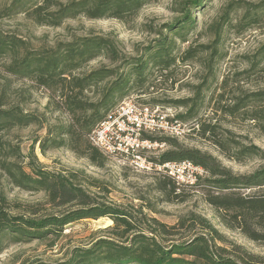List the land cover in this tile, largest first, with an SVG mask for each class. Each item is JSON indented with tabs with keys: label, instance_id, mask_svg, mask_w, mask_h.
Wrapping results in <instances>:
<instances>
[{
	"label": "rangeland",
	"instance_id": "obj_1",
	"mask_svg": "<svg viewBox=\"0 0 264 264\" xmlns=\"http://www.w3.org/2000/svg\"><path fill=\"white\" fill-rule=\"evenodd\" d=\"M43 1L0 0V35L22 40L27 50L35 53L51 52L85 38L101 37L110 41L118 53L116 60L103 55L74 71L75 76L81 77L100 68L114 70L112 78L83 92L84 102L95 103L114 79L128 71L130 60L144 56L146 47L160 39L161 34L167 37L164 26L181 18L178 10L183 0H149L135 15L122 19H88L79 15L63 20L58 26L37 23L34 11ZM73 1L80 0H49L42 15L55 13L59 8L57 4L63 7ZM262 1L206 0L204 8L191 13L194 25L188 30L186 41L183 43L173 37L175 63L166 71L159 67L148 68L144 82L140 86L130 83L125 95L116 103V109L125 104L148 107L164 121L176 122L173 129L164 133L144 135L170 139L176 148L155 143L148 148H135L126 155L102 153L105 156L102 167L92 165L86 157L67 148L40 150V141L47 131L67 124L70 116L65 113L58 94L41 86L34 78L14 76L9 70L11 57L0 56L4 108L16 107L40 120L37 126L4 132L1 139L18 146L25 157H34L40 167L72 177L73 183L83 188L96 203L130 214L135 227L121 239L114 234H121L123 230L112 231L113 223L109 218L79 220L65 226L58 237L7 244L0 253V264L62 262L73 250L87 249L99 240L123 242L133 233L150 234L157 227L152 220L165 227L166 233L158 237L164 246L200 236L223 257L241 264H264V223L257 225L256 221L249 220L247 231L242 223L233 220L232 212L217 211L210 206L207 194L217 192L206 183L205 170L193 184L186 179L179 182L176 197L167 199L157 191L155 183L161 181L165 173L143 169L139 161L157 158L168 150L182 149L211 157L234 176L250 175L264 167V159L260 157L239 155L241 148L249 146L264 152V117L254 119V114H264V104L248 98L264 91V59H261L264 56V14L261 19H252L254 10L248 7ZM230 4L232 11L226 16ZM187 50L194 54L190 60L184 59ZM238 101L244 102L245 108L228 115V108ZM188 111L186 119L177 118ZM230 192L236 198L264 197V188ZM0 207L31 219L71 209L70 206L55 209L47 204L43 193L15 188L1 171Z\"/></svg>",
	"mask_w": 264,
	"mask_h": 264
},
{
	"label": "trees",
	"instance_id": "obj_2",
	"mask_svg": "<svg viewBox=\"0 0 264 264\" xmlns=\"http://www.w3.org/2000/svg\"><path fill=\"white\" fill-rule=\"evenodd\" d=\"M148 1H73L63 7L57 4L58 10L53 14H45L46 17H44L42 14L49 3V0H44L42 5L35 9L34 15L37 23L50 26H58L63 20L79 15L88 19L118 20L124 16L135 15ZM205 2L206 0L180 2L178 12L181 18L164 26L168 33L167 37L161 34L160 39L146 47L144 56L130 60L128 71L114 79L95 103L84 102L83 92L86 89L97 88L101 83L112 78L115 74L114 70L100 68L81 77L75 76L74 71L103 55L110 60H116L118 53L110 41L101 37L85 38L78 42L64 44L62 48L58 47L51 52L35 53L27 50L22 40L0 35V56L11 57L10 72L19 78H34L41 86L58 94L65 113L70 116V122L67 124L54 126L47 131L46 137L42 139V142L40 141V150L45 152L47 149L67 148L79 156L86 157L92 165L102 167L105 156L91 145L90 134L111 116L116 109L117 101L125 95L130 83L140 86L147 78L148 68L159 67V70L166 71L175 63L174 38L183 43L186 41V34L194 25L191 13L204 8ZM248 7L254 10L252 19L259 17L261 19V15L264 14V1ZM227 9L226 16L232 11L231 4ZM191 52V50L185 52V60L194 57ZM261 59H264V56ZM3 89L0 90V171L15 188L30 193H43L47 204L55 209L68 206L71 209L65 210L62 214L31 219L24 215H13L0 207V253L7 244L30 243L49 236L58 237L65 226L83 219L109 218L113 223L112 231L123 230L121 234H114L121 239L131 233L135 227L130 214L96 203L83 188L73 183L72 177L68 178L40 167L34 157H25L18 146L1 139L4 132L14 128H27L40 124L38 117L33 114H24L16 107L4 108L5 91ZM248 98L264 104V91L256 92ZM183 103L187 104V102ZM183 103L180 102V104ZM244 108L245 103L238 101L232 108H228L226 113L230 116L235 115ZM188 113L189 111L185 116H177V118L186 119ZM263 117L264 114L260 116L254 114V119L259 120ZM142 139L175 147L172 146V140L166 138L144 136ZM239 155L264 159V152L255 146L241 148ZM25 159L28 160L26 163ZM182 160H190L206 171V183L217 192V194H207L206 201L215 210L232 212L233 220L242 223V227L247 231L249 220L256 221L257 225L264 223V197L236 198L230 192L234 189H263L264 167L250 175L234 176L220 168L211 157L202 155L198 151L182 149L168 150L150 161L163 164ZM161 178V181L159 179L155 182L157 191L167 199L171 196L176 197L174 194L179 186L165 174ZM152 221L157 224V227L150 234L140 230L142 233H133L123 242L99 240L87 249L73 250L65 261L36 264H241L239 261L214 252L208 241L200 236L187 242L164 246L158 237L166 233L165 227Z\"/></svg>",
	"mask_w": 264,
	"mask_h": 264
},
{
	"label": "built area",
	"instance_id": "obj_3",
	"mask_svg": "<svg viewBox=\"0 0 264 264\" xmlns=\"http://www.w3.org/2000/svg\"><path fill=\"white\" fill-rule=\"evenodd\" d=\"M175 123L164 121L156 112L148 107H139L135 104L119 106L115 113L100 123L90 134L89 141L92 146L104 154H129L135 148L154 145L143 140L144 135L155 132L164 133L173 129ZM139 159V157H137ZM140 167L155 172H163L176 184L188 180L194 183L204 174V169L190 160L174 161L159 164L147 159L140 160Z\"/></svg>",
	"mask_w": 264,
	"mask_h": 264
}]
</instances>
